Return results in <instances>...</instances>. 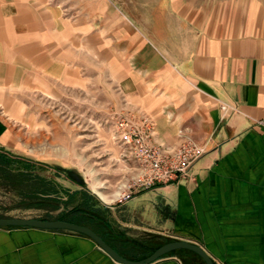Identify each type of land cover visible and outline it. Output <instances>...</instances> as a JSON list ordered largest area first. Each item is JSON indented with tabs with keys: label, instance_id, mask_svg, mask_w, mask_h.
<instances>
[{
	"label": "crops",
	"instance_id": "obj_1",
	"mask_svg": "<svg viewBox=\"0 0 264 264\" xmlns=\"http://www.w3.org/2000/svg\"><path fill=\"white\" fill-rule=\"evenodd\" d=\"M91 88L115 113L148 116L155 142L190 140L205 152L192 181L121 207L141 218L163 208L155 229L214 264H264V0H0L1 153L10 155L1 117L21 119L29 96ZM87 219L124 256L149 255ZM0 264L118 263L77 233L12 228L0 229ZM152 264L204 262L179 250Z\"/></svg>",
	"mask_w": 264,
	"mask_h": 264
},
{
	"label": "rangeland",
	"instance_id": "obj_2",
	"mask_svg": "<svg viewBox=\"0 0 264 264\" xmlns=\"http://www.w3.org/2000/svg\"><path fill=\"white\" fill-rule=\"evenodd\" d=\"M104 100L94 88L54 97L33 95L27 98L21 119L19 113L15 121L1 117L10 132L7 150L11 162H0V218L63 220L95 227L87 219L91 217L102 231L135 249L129 252L147 249L150 254L175 240L158 230L166 216L163 208L156 212L150 208L142 218L133 217L130 207L123 209L114 201L131 175L118 160L113 139L115 109ZM16 158L28 159L33 165ZM163 196V192H143L131 201L156 203ZM147 217L154 221V230L148 231ZM142 227L147 230L141 231ZM121 233L135 242L122 239Z\"/></svg>",
	"mask_w": 264,
	"mask_h": 264
},
{
	"label": "built area",
	"instance_id": "obj_3",
	"mask_svg": "<svg viewBox=\"0 0 264 264\" xmlns=\"http://www.w3.org/2000/svg\"><path fill=\"white\" fill-rule=\"evenodd\" d=\"M225 113L234 108L221 106ZM113 139L117 144L118 160L131 175L114 201L123 205L134 196L165 188L179 182L192 181L191 167L204 155L203 147L185 140L174 148L154 141V123L146 115L126 111L114 113Z\"/></svg>",
	"mask_w": 264,
	"mask_h": 264
},
{
	"label": "water",
	"instance_id": "obj_4",
	"mask_svg": "<svg viewBox=\"0 0 264 264\" xmlns=\"http://www.w3.org/2000/svg\"><path fill=\"white\" fill-rule=\"evenodd\" d=\"M0 227L64 230L77 233L92 240L107 256L118 264H152L158 259L179 250H185L195 254L204 262V264H214L209 255L200 246L182 240L168 241L156 248L145 258L138 259L121 256L91 228L63 220L0 218ZM124 244V249L126 251L135 250L128 243Z\"/></svg>",
	"mask_w": 264,
	"mask_h": 264
},
{
	"label": "trees",
	"instance_id": "obj_5",
	"mask_svg": "<svg viewBox=\"0 0 264 264\" xmlns=\"http://www.w3.org/2000/svg\"><path fill=\"white\" fill-rule=\"evenodd\" d=\"M17 160H22L23 161V164H26L27 166H30V165H33L32 161L28 160V159H20V158H16ZM0 162L2 165H5V164H9L11 162V157L9 156V154H4L3 152L1 153L0 152ZM46 183V182H45ZM50 184V183H49ZM48 184V185H49ZM51 186H46V188H50ZM52 192V191H51ZM108 244V243H107ZM121 246L122 248L124 249L125 247V244L124 243H121ZM113 248V247H112ZM117 253H119L115 248H113ZM131 253V252H130ZM121 256L123 257H126L124 256L123 254L119 253Z\"/></svg>",
	"mask_w": 264,
	"mask_h": 264
},
{
	"label": "bare ground",
	"instance_id": "obj_6",
	"mask_svg": "<svg viewBox=\"0 0 264 264\" xmlns=\"http://www.w3.org/2000/svg\"><path fill=\"white\" fill-rule=\"evenodd\" d=\"M99 197H100V199L102 200V201H104V202H108L107 201V197L106 196H104V195H102V194H100V193H96ZM119 193H117L115 196H117Z\"/></svg>",
	"mask_w": 264,
	"mask_h": 264
}]
</instances>
